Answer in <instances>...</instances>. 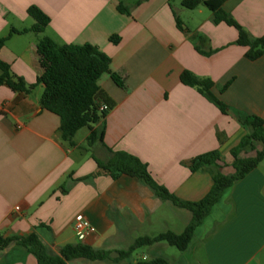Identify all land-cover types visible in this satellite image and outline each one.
Returning a JSON list of instances; mask_svg holds the SVG:
<instances>
[{
  "label": "crops",
  "instance_id": "obj_1",
  "mask_svg": "<svg viewBox=\"0 0 264 264\" xmlns=\"http://www.w3.org/2000/svg\"><path fill=\"white\" fill-rule=\"evenodd\" d=\"M120 5L130 14L120 12ZM33 6L50 18L44 37L61 45L91 44L111 58V74L99 82L115 104L105 119L107 148L138 158L156 183L184 202L201 201L213 186L207 169L192 172V159L217 151L222 173L234 174L232 151L248 134L236 115L264 120V56L248 60L234 27L215 23L203 6L184 8L182 0H0V40L13 29L34 26L28 14ZM223 9L251 36H264V0H228ZM115 35L118 45L110 42ZM194 35L206 42H193ZM41 38L25 32L0 43V60L29 87L43 74ZM196 45L213 53L203 55ZM185 71L210 79L212 93L229 114L184 85ZM44 92L43 84L30 93L0 86L1 237L37 233L54 254L78 243L116 252L128 249L149 224L175 233L177 220L186 229L192 214L162 201L140 179L99 173L94 156L107 161L111 154L101 144L86 151L89 133L67 147L60 118L40 104ZM79 214L95 229L83 240L74 229ZM157 258L171 264H264V160L224 192L187 251L168 253L160 243L118 263L76 259L68 264H153ZM0 264L39 263L14 241L0 248Z\"/></svg>",
  "mask_w": 264,
  "mask_h": 264
},
{
  "label": "trees",
  "instance_id": "obj_2",
  "mask_svg": "<svg viewBox=\"0 0 264 264\" xmlns=\"http://www.w3.org/2000/svg\"><path fill=\"white\" fill-rule=\"evenodd\" d=\"M227 1L182 0V6L188 10H195L203 6L213 14L215 23H226L234 27L238 31L236 44L247 48L245 57L248 60L257 61L264 56V36L259 38L251 36L230 14L226 13L223 6ZM119 11L130 14V10L122 5L119 6ZM28 14L34 19V26L24 31L13 29L9 37L13 34L25 32H34L37 35L45 32L50 24V18L35 6L28 9ZM176 21L178 27L182 28L181 21L177 16ZM9 37L1 39L0 43H4ZM120 40L117 35L110 38V42L114 45H118ZM192 41L202 45L206 42V39L194 35ZM196 49L206 56L213 53L212 51L203 52L199 45H196ZM37 51L43 74L36 85L29 87L21 79L14 77L10 68L0 60V86H7L15 92L30 93L37 85L43 84L45 92L40 104L44 110L60 118L61 138L67 147H76L77 144L74 140L76 135L80 130L87 128L89 135L85 147L86 151L91 152L96 145L101 144L111 154L107 161H101L94 156L99 173L114 180L123 175L140 179L162 201L170 202L177 208L188 210L192 214V220L181 234L167 231L155 236H141L128 249L116 252L96 249L78 243L65 245L60 248L58 254H54L37 233H33L28 237L4 238L0 236V248H5L15 241L19 246L33 254L39 264H68L76 259L118 263L122 260L131 259L138 249L152 247L160 243H166L171 247H175L179 252H185L194 239L195 230L221 200L224 192L244 179L264 160V120L257 116L237 114L238 122L247 128L248 134L232 151L234 174L226 176L222 173L221 163H223V158L217 151L192 159L189 163L192 172L207 169L213 178V186L201 201L195 203L184 202L156 183L147 165L138 158L124 152H113L104 144L105 119L109 111L115 107V104L102 90L99 82L105 74H111V58L91 44L61 45L48 37L39 40ZM112 78L118 85L123 86L116 75L112 74ZM181 82L196 89L223 114H229L228 106L212 93L214 83L210 79H203L185 71L181 74ZM230 84H226L222 91L227 90ZM101 103L106 104L109 110L100 112ZM258 147H261V149ZM250 153H253L254 156H249ZM152 263L171 264L163 258H157Z\"/></svg>",
  "mask_w": 264,
  "mask_h": 264
},
{
  "label": "rangeland",
  "instance_id": "obj_3",
  "mask_svg": "<svg viewBox=\"0 0 264 264\" xmlns=\"http://www.w3.org/2000/svg\"><path fill=\"white\" fill-rule=\"evenodd\" d=\"M45 35H46V33H42V34H40V37H44ZM88 133H89V130L87 128H84V129L80 130L78 132L77 136H76V140L77 141L83 140L84 137ZM173 229H175L174 231H176L175 233H177V234H179L180 232L183 231L182 225L177 220H174ZM163 232H165L164 231V228L160 227V224H154V226L151 225V224H149L145 228H143V230H141L140 232H138L136 234V237H138V236H144V235H146V236H153V235H157V234L163 233ZM163 244H165L168 253L176 254V253L179 252L175 247H171V246H169L166 243H163ZM146 249L147 248L136 250L135 253H134V256L135 257L141 256L142 253L144 252V250H146Z\"/></svg>",
  "mask_w": 264,
  "mask_h": 264
},
{
  "label": "built area",
  "instance_id": "obj_4",
  "mask_svg": "<svg viewBox=\"0 0 264 264\" xmlns=\"http://www.w3.org/2000/svg\"><path fill=\"white\" fill-rule=\"evenodd\" d=\"M108 110H109V107L106 104L101 103L99 111L105 112ZM17 210H19V208H17ZM74 229H75V232H76L79 240L85 239V237L88 234L95 231V229L92 226V224L90 223V221L83 214H79L75 217Z\"/></svg>",
  "mask_w": 264,
  "mask_h": 264
}]
</instances>
